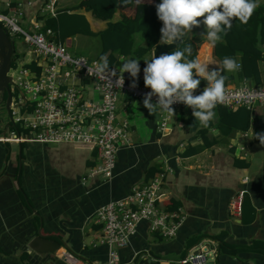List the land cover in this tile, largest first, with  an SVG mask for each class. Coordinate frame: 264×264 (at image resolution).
Listing matches in <instances>:
<instances>
[{
    "label": "crops",
    "instance_id": "0c3cea01",
    "mask_svg": "<svg viewBox=\"0 0 264 264\" xmlns=\"http://www.w3.org/2000/svg\"><path fill=\"white\" fill-rule=\"evenodd\" d=\"M256 3L264 9V0ZM88 4L89 0H0V13L15 19L18 26L23 22L26 28L20 27L27 32L34 31L36 25L42 30L51 29L66 50L75 46L78 51L81 48L90 53L87 46L91 39H97L100 46L93 60H98L102 44L96 35L110 22L133 17L135 10L118 1L112 17L103 19L94 15ZM60 31L69 36L62 39ZM88 31L95 34L89 35ZM189 34L194 47L191 54H185L187 59L209 63V70L216 69L221 60L207 40L203 23ZM261 38L258 82L244 76L240 66L235 72L223 73L225 86L264 85V28ZM186 44L177 48L183 50L185 47L181 46ZM124 47L140 54L142 69L144 61L152 58L153 48H149L141 31L132 34L131 47L128 42ZM32 55L33 59L25 62L15 54L11 68L20 66L30 76H38L42 61L33 51ZM116 57L120 63L130 59L119 54ZM241 60L240 57L238 61ZM32 63L34 68L29 67ZM115 67L118 65L112 68ZM86 83L91 84L79 81L86 97L97 100L96 91L91 85L86 89ZM205 86L200 81L198 88ZM10 91L13 97L18 95L11 86ZM219 106L206 128L194 119L191 108L174 109L167 132L161 134L160 109L149 113L143 100L121 95L117 122H126L129 143L118 151L110 179L100 175L86 177L90 168L99 163L96 148L82 143L35 141L33 132L8 114L9 120L4 129L0 127V135L19 134L23 141H0V264H69L58 250L74 254L80 264L105 263L108 249L98 242L102 227L96 222V210L108 201L125 197L159 173L164 174L163 207L178 212L182 224L175 237L165 238L151 231L147 221L140 222L128 245L117 249L121 264H165L203 245L219 252L216 261L215 258L206 264H264V145L252 138L253 133L264 132V105H256L252 112L248 110L251 119L245 130L228 126L221 118ZM31 109L21 104L19 114ZM239 195L242 211L234 215L230 204ZM39 232L63 245L55 255L41 256L28 248V242ZM221 244L237 250L220 254Z\"/></svg>",
    "mask_w": 264,
    "mask_h": 264
},
{
    "label": "built area",
    "instance_id": "2783aa9c",
    "mask_svg": "<svg viewBox=\"0 0 264 264\" xmlns=\"http://www.w3.org/2000/svg\"><path fill=\"white\" fill-rule=\"evenodd\" d=\"M0 24L9 35L22 36L24 43L29 45L36 58L42 61L38 76H30L29 71L21 69L17 82L10 77V86L18 91V95L12 96L10 102V116L14 122H19L31 130L33 140L41 143L91 145L97 150L99 163L90 168L86 177L100 175L110 179L118 151L129 143L126 122H117V103L123 94L143 100L144 95L151 91L144 86L143 69L140 68L135 88L129 87L132 80L127 81L124 74V83L120 87L115 83L116 76L106 78L95 73L98 60L71 55L63 43L56 39L51 29L42 30L36 25L34 31L27 32L18 26L15 19L2 13ZM111 69L118 73L121 68ZM81 80L91 82L92 90L97 93V100L86 97L85 89L79 86ZM202 90L203 88H198L194 95L201 94ZM156 100L153 96L152 102L155 103ZM21 104L32 107L31 111L20 115ZM217 105L229 109L245 107L252 112L256 105H264V85L225 86V100ZM172 107L178 109L186 106L174 103ZM162 112L158 129L161 134H165L172 115ZM15 115L17 116L14 118ZM0 141L19 142L23 141V138L12 133V136L0 135ZM86 177H83L82 181H85ZM163 178L164 174H156L143 186L134 187L125 197L108 201L96 210V222L102 227L98 242L108 249L107 261L97 264H121L117 249L128 245L130 237L136 233L137 226L142 221H147L151 231L165 238L176 236L183 218L178 212L163 207ZM230 209L234 215L241 214V195L231 202ZM216 256L214 249L203 245L188 252L183 258L169 259L165 264H206ZM63 258L69 264L81 262L68 251Z\"/></svg>",
    "mask_w": 264,
    "mask_h": 264
},
{
    "label": "clouds",
    "instance_id": "9594fccd",
    "mask_svg": "<svg viewBox=\"0 0 264 264\" xmlns=\"http://www.w3.org/2000/svg\"><path fill=\"white\" fill-rule=\"evenodd\" d=\"M257 7L256 0H160L155 5L156 16L162 22L159 43L173 45L184 42L192 29L203 23L207 40L214 47L227 35L234 19L247 23ZM191 51V47L183 50L176 47L174 51L158 57L153 52L152 58L144 61L143 83L151 91L144 95L143 107L149 113L160 109L174 116L172 105L182 103L192 109L194 119L206 128L216 115L214 109L217 104L225 100L226 76L223 73L235 72L241 65L237 59L225 56L216 64V69L209 70V63L187 59L185 54H191ZM94 71L106 78L116 76L115 83L120 87L124 83L123 73L127 72L132 78L129 87L135 88L141 69L139 60L126 59L117 73L110 68L107 54H104ZM201 80L207 82L206 86L201 94L194 95ZM153 96L157 98L155 103L152 102ZM252 138L264 145V132L253 133Z\"/></svg>",
    "mask_w": 264,
    "mask_h": 264
},
{
    "label": "trees",
    "instance_id": "16d2710c",
    "mask_svg": "<svg viewBox=\"0 0 264 264\" xmlns=\"http://www.w3.org/2000/svg\"><path fill=\"white\" fill-rule=\"evenodd\" d=\"M118 1L124 7L134 8L135 13L133 17H123L117 22H110L103 32L96 35L100 38L102 44V51L98 56V60L101 55L107 54L110 68L114 65L122 67L124 63L118 62L116 54L128 56L130 59L136 60L141 58L140 54L137 52L132 53L124 47L126 42H128V46L130 45L131 47L132 34L134 32L141 31L143 37L149 44V48H153L159 41L161 34L160 28L162 27V22L158 20L155 9V5L160 3V0H155L154 4L143 3L138 0H98V2L94 0L92 3H90L89 0L88 8L99 18L110 19L116 9ZM263 28L264 9L258 6L247 23H242L239 19H234L232 27L227 32V35H224L222 40L214 46L215 54L220 60L225 56L233 57L238 60L241 57L242 60L239 63L243 75L251 77L256 83L259 79L258 59L261 55L260 44L263 43L261 38ZM60 34L62 39L69 36L65 33L62 34L61 31ZM88 34L94 35L95 33L88 31ZM108 35L111 37L109 40L107 38ZM181 47H191L192 49L194 45L192 42H188V44ZM109 51L110 53L108 54ZM239 53L241 54L240 57H236ZM12 64L15 63L13 62ZM29 67L34 68V64L32 63ZM201 81L206 85V81ZM6 97L7 94L4 92L2 96L3 100H6ZM219 107H222L220 108L222 112L221 118L228 126L232 125L233 128H239L241 130L248 128L251 113L247 109L240 107L236 111H232L227 107L225 108V106L223 107V105ZM229 249L233 252L237 250L235 247L232 248L231 246L221 244L219 247L220 254L222 251L223 253H227ZM262 254L264 255V246ZM22 257L25 259L26 254H23ZM218 257L219 252L215 261Z\"/></svg>",
    "mask_w": 264,
    "mask_h": 264
},
{
    "label": "water",
    "instance_id": "95a60500",
    "mask_svg": "<svg viewBox=\"0 0 264 264\" xmlns=\"http://www.w3.org/2000/svg\"><path fill=\"white\" fill-rule=\"evenodd\" d=\"M190 41V34L184 38V42H177L173 45L160 44L157 43L153 47V52L155 56H159L161 54L169 53L173 51L176 47L182 44H186ZM15 42L12 39V36L7 33V31L0 24V93H6L7 98L5 101V107L8 114H10V102H11V91H10V77L8 76V72L11 68L12 62L15 60ZM126 77V80H129L130 75L125 72L123 73ZM28 248H30L33 252L38 255H55L56 251L61 248L60 241L43 236L38 233L35 237H33L27 244ZM64 259V258H63Z\"/></svg>",
    "mask_w": 264,
    "mask_h": 264
},
{
    "label": "rangeland",
    "instance_id": "374dc122",
    "mask_svg": "<svg viewBox=\"0 0 264 264\" xmlns=\"http://www.w3.org/2000/svg\"><path fill=\"white\" fill-rule=\"evenodd\" d=\"M19 25L21 27H23L24 29L26 28V26L24 25L23 22H19ZM12 39L15 42V47H16V51L15 54L18 55L19 59L21 61L25 60V62H30L33 59V55H32V51L29 45L24 43L23 37L19 36V35H13ZM100 46V42L97 39H91L89 45L87 46L88 48H90V53L88 51H83V49L80 48V50L78 51V49L74 46V48L67 49V51L73 55V56H80V55H84L87 56L91 59L95 58V51L96 49H98ZM19 65H21V63H18ZM20 66H18L17 68H11L8 72V76L11 77L12 79H14V82L18 81V75H19V69ZM90 83H86V89H88L90 87ZM81 87V85H79ZM0 127L2 126V129L5 128L8 120H9V115L6 111V107H5V102L2 101V95L0 94Z\"/></svg>",
    "mask_w": 264,
    "mask_h": 264
},
{
    "label": "bare ground",
    "instance_id": "6f19581e",
    "mask_svg": "<svg viewBox=\"0 0 264 264\" xmlns=\"http://www.w3.org/2000/svg\"><path fill=\"white\" fill-rule=\"evenodd\" d=\"M63 253V257L65 256V252H63V250H58V254L59 255H62ZM69 259V258H68ZM70 260V259H69ZM77 264H80V262H78Z\"/></svg>",
    "mask_w": 264,
    "mask_h": 264
}]
</instances>
